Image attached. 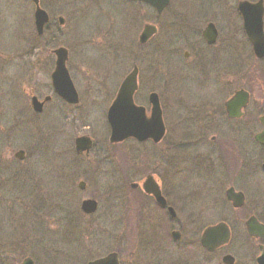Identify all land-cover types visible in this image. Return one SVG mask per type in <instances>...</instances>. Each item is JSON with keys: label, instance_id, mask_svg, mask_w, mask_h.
Listing matches in <instances>:
<instances>
[{"label": "rangeland", "instance_id": "obj_1", "mask_svg": "<svg viewBox=\"0 0 264 264\" xmlns=\"http://www.w3.org/2000/svg\"><path fill=\"white\" fill-rule=\"evenodd\" d=\"M43 1L54 16H69L62 32L70 27L68 67L80 102L71 109H52L53 102L42 115L33 113L31 96L42 100L52 93L51 56L35 49L31 1L0 0V264L9 263L6 257L12 255L18 258L15 264L25 257L35 264H86L112 251L121 264H223L225 254L233 255L232 243L212 254L198 243L202 230L217 221L213 205L203 210L204 221L182 226L179 243L165 236L166 251L157 257L153 251L159 248L149 242L153 238L147 231L157 228L125 215L134 194L130 184L149 173L166 188L170 181L179 189L186 186L171 173L197 149L202 153L203 143H196L198 113L201 105L224 94L216 93L211 73H205L211 71L210 62L197 64L183 53L191 50L196 56L201 42L211 59L214 50L200 34L208 22L218 30L216 48L227 51L232 0H170L160 16L147 5L125 0ZM147 22L155 23L158 33L149 45L140 46L138 35ZM134 65L140 82L135 104L147 109V94L155 91L163 108L167 140L156 146L133 139L120 145L108 142L107 108ZM208 132L207 139L215 135L213 129ZM81 135L93 142L88 157L74 151V139ZM21 149L27 153L23 162L14 159ZM199 180L193 177L191 186L213 188H201ZM80 181L86 183L83 192L77 187ZM90 198L97 200L98 210L86 218L80 204ZM169 229L179 227L171 225L167 233ZM252 245L244 253L253 256L254 264L258 251Z\"/></svg>", "mask_w": 264, "mask_h": 264}, {"label": "flooded vegetation", "instance_id": "obj_2", "mask_svg": "<svg viewBox=\"0 0 264 264\" xmlns=\"http://www.w3.org/2000/svg\"><path fill=\"white\" fill-rule=\"evenodd\" d=\"M259 1L262 2L263 9L261 21L264 40V0H232L229 7L230 15L227 18L231 23L233 33L230 36L227 51L216 48L217 41L212 45H208L201 37L206 47L214 50L211 53V59L205 55V48H203L201 42H199L200 46L196 50V56L191 54V50L183 53L186 60L193 57L197 64L205 61H207V64L210 62L211 71L207 70L205 73H211L213 87H217L215 89L216 93L222 92L224 95L222 97L214 96L210 104L201 105V111L198 113L201 121L200 131L196 143H203L200 144L204 147L202 153H197V149L196 154H193L196 157L187 156L182 162L181 169L171 173V176L175 175V179L179 181V184L183 181L186 186L179 189L170 181V186L166 188L165 183L155 173H149L143 179L130 184L134 194L131 196V208L125 216L126 218L136 217L137 222L144 224V226L151 224L157 228L158 231H153L152 228L147 230L151 231L150 235L153 238L149 242L159 248L156 251L157 253L153 251V257H157V254L166 251L167 246L165 248L162 246V240L165 241V236L169 235L172 239V232L177 231L180 239H182V226L204 221L206 218L202 214L203 210L210 208L212 205V216L217 219L216 223L212 225L223 223L228 226L230 232L229 243L213 253L221 252L225 247L233 244V255L230 254L233 257V264H251L253 256L251 257L246 252L247 250L244 253L247 245L254 243V246H252L257 249L258 254L259 247H264V240L249 237L246 228V224L251 218H255L257 222L264 226V56H256L249 37L244 31L242 16L238 11L239 4L242 2L256 3ZM32 6L35 11L36 6L34 3H32ZM39 6L47 14V22L44 25L43 32L36 34L35 49L45 50L50 54L51 76L56 64L54 51L64 48L67 51L66 68L70 74L68 67L70 63L69 47H71L70 43L73 38L69 33L71 32L70 27L67 29V33L62 32L68 23L69 16L67 19V16H54V14L49 13L47 7L49 5L43 0H39ZM211 23L208 22L206 26ZM150 41L143 46L149 45ZM224 55L227 56L223 57ZM39 61L44 63V59H39ZM137 70V89L133 95V102L135 96L139 93L140 86L138 67ZM50 87L52 90L51 95H45L42 100L35 95L31 96L30 103L34 97L39 102H43L41 113L39 112L36 115H42L43 112L48 110V105L53 102L55 104L51 105L52 109H71L79 104V94L78 102L70 104L54 91L52 83H50ZM119 87L110 104L115 100ZM155 93V91L148 92L147 102L149 107L147 109L141 106L147 116L150 115L152 107L150 96ZM237 95L240 97L237 98ZM109 97L112 98V95H109ZM157 98L162 113L164 136L158 144L151 140L136 141L138 144L151 143L156 146L167 140V129L159 95ZM210 129L215 131L216 136L212 135L207 139ZM169 149H172V145L169 146ZM186 149H188V145ZM184 151L185 148L181 147L180 152ZM90 152L88 154L84 153V155L88 157ZM26 158L27 153L24 155V160L18 161L23 162ZM197 167L201 170L197 171ZM210 171H212V174L209 178L203 177L204 174ZM195 176L202 182L201 188L205 185L213 186V188L207 187L203 190L191 186L190 182ZM148 178H150V181L148 188H146L149 190L147 193L144 184ZM153 190L158 191V197L152 193ZM208 190L211 191L208 192ZM229 191L232 192L231 199L228 198ZM171 225L178 226L179 229H169L170 232L167 233L166 228H170ZM142 231L144 233L145 228ZM234 239L235 241H233ZM153 250H155L154 247ZM258 254L254 257V264H256ZM104 256L91 259L86 264ZM6 258L11 259L9 263L6 261V264H15L18 259L13 255ZM248 258L249 261H247Z\"/></svg>", "mask_w": 264, "mask_h": 264}, {"label": "water", "instance_id": "obj_3", "mask_svg": "<svg viewBox=\"0 0 264 264\" xmlns=\"http://www.w3.org/2000/svg\"><path fill=\"white\" fill-rule=\"evenodd\" d=\"M143 2L151 6L158 14L168 6L169 0H131ZM36 6L34 13L35 26L37 32L40 34L47 22V14L39 7V0H32ZM238 10L244 18L245 30L251 39L253 49L258 57L264 56V40L262 35V2L251 4L249 2H242L239 4ZM157 34V27L152 24H145L139 36L140 44L147 43L154 35ZM203 39L208 44H213L217 38V31L213 24H209L202 33ZM56 67L51 75L52 83L55 91L61 98L71 104L78 102L77 93L69 78L68 71L65 67L67 60V51L63 48L56 50ZM137 67L134 66L131 72L123 80L118 94L108 111V121L110 124V137L111 144H118L126 139L134 138L139 142L145 140H152L155 143L161 141L164 136V126L161 119V110L158 104V99L155 94L150 96L151 99V115L146 117L144 111L140 107L133 104V95L137 89ZM240 97L237 95V98ZM33 108L36 112L41 109V104L33 99ZM91 140L88 137H79L75 139V151L77 153H88L91 148ZM18 159L24 158V152L19 151L15 155ZM150 178L144 184V188L148 193V183ZM79 189L85 188V183H79ZM152 193L158 197V191L153 190ZM228 198H232V192H228ZM97 209V202L95 200H84L81 204V210L86 214H92ZM247 231L249 236L259 239H264V227L257 223L255 219L247 222ZM173 238L179 239V233L173 232ZM229 230L224 224H219L207 228L202 237L201 245L207 251H214L218 247L228 243ZM225 264H232L233 258L225 256L223 258ZM22 264H34L31 258H25ZM89 264H119L117 255L115 253L106 256L105 258L96 260ZM257 264H264V249L260 248V256L257 259Z\"/></svg>", "mask_w": 264, "mask_h": 264}, {"label": "bare ground", "instance_id": "obj_4", "mask_svg": "<svg viewBox=\"0 0 264 264\" xmlns=\"http://www.w3.org/2000/svg\"><path fill=\"white\" fill-rule=\"evenodd\" d=\"M131 237H128L127 239H130Z\"/></svg>", "mask_w": 264, "mask_h": 264}]
</instances>
